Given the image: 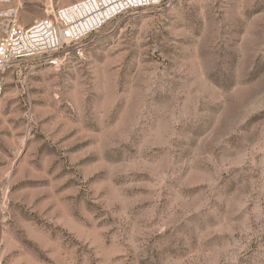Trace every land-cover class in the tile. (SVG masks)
Here are the masks:
<instances>
[{
    "label": "rangeland",
    "instance_id": "obj_1",
    "mask_svg": "<svg viewBox=\"0 0 264 264\" xmlns=\"http://www.w3.org/2000/svg\"><path fill=\"white\" fill-rule=\"evenodd\" d=\"M80 45L4 73L0 264H264V0H162Z\"/></svg>",
    "mask_w": 264,
    "mask_h": 264
},
{
    "label": "built area",
    "instance_id": "obj_2",
    "mask_svg": "<svg viewBox=\"0 0 264 264\" xmlns=\"http://www.w3.org/2000/svg\"><path fill=\"white\" fill-rule=\"evenodd\" d=\"M162 0H75L65 6L49 7L45 15L21 24L18 6L0 8V101L3 77L13 62L40 55H53L64 46L83 57L81 40L107 21L130 10L154 8ZM11 0H0V7ZM14 14V15H13ZM51 57V56H50ZM51 63H57L51 59Z\"/></svg>",
    "mask_w": 264,
    "mask_h": 264
}]
</instances>
